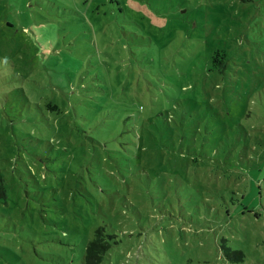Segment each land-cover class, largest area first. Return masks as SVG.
Returning a JSON list of instances; mask_svg holds the SVG:
<instances>
[{"label":"rangeland","instance_id":"rangeland-1","mask_svg":"<svg viewBox=\"0 0 264 264\" xmlns=\"http://www.w3.org/2000/svg\"><path fill=\"white\" fill-rule=\"evenodd\" d=\"M0 172V264H264V0H0Z\"/></svg>","mask_w":264,"mask_h":264},{"label":"trees","instance_id":"trees-1","mask_svg":"<svg viewBox=\"0 0 264 264\" xmlns=\"http://www.w3.org/2000/svg\"><path fill=\"white\" fill-rule=\"evenodd\" d=\"M46 106L49 109H58V106L52 101L47 100ZM35 119V116L30 117ZM43 120V119H42ZM39 122V120H37ZM33 136L32 132H29ZM3 173L0 172V197H5V186H4V178ZM110 235L106 233L105 228L101 225H98L92 234V237L88 239L85 245V250L83 253V261L84 264H99L103 258L104 253L109 249ZM224 256L227 259L231 260H242L243 252L241 250H231L225 247Z\"/></svg>","mask_w":264,"mask_h":264}]
</instances>
